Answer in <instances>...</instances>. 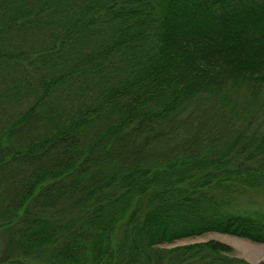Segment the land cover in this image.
Instances as JSON below:
<instances>
[{"label":"trees","instance_id":"1","mask_svg":"<svg viewBox=\"0 0 264 264\" xmlns=\"http://www.w3.org/2000/svg\"><path fill=\"white\" fill-rule=\"evenodd\" d=\"M263 97L264 0H0L3 226L45 264H249L156 247L264 244Z\"/></svg>","mask_w":264,"mask_h":264},{"label":"rangeland","instance_id":"2","mask_svg":"<svg viewBox=\"0 0 264 264\" xmlns=\"http://www.w3.org/2000/svg\"><path fill=\"white\" fill-rule=\"evenodd\" d=\"M232 97L236 100L239 98H242V90L241 89H235L231 91ZM245 93V91H244ZM264 98V97H263ZM244 99V94H243ZM206 110H208L209 113L212 112V114L215 115V113H218L217 108L214 106L207 107ZM206 112V113H208ZM206 124H202V128L204 129H211L210 125H212V121L210 120H204L202 119ZM208 137H212L209 136ZM256 198L263 201L264 199V193H255ZM264 202V201H263ZM128 216L125 218L124 221H127ZM118 235V234H117ZM17 241L16 237L13 234H10L8 230H6V227L3 226V223L0 219V264H45L43 260L40 258H37L36 256H28L26 253L19 247V245L15 242ZM116 242V241H115ZM209 242H219L221 244H224L231 248V252L225 253L222 256L227 257L229 260H236L241 259L249 264H264V244L251 241L249 239L241 238L238 236L225 234V233H219V232H208L206 234L196 236V237H190V238H182L174 241L173 243H166L162 244L157 249L161 250L164 254L165 252H169L170 250H173L175 248H185V247H191V246H197V245H204ZM117 243V242H116ZM198 249L194 248V251ZM194 253V252H193ZM213 256L212 252L205 249L203 246V249L196 254V256L192 259H189L186 264H202L205 259H202L203 257L207 258ZM203 261H202V260Z\"/></svg>","mask_w":264,"mask_h":264}]
</instances>
